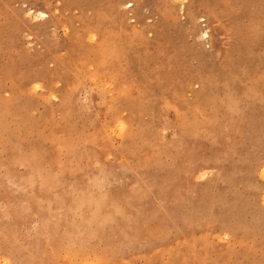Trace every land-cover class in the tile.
I'll return each mask as SVG.
<instances>
[{
	"label": "rangeland",
	"instance_id": "obj_1",
	"mask_svg": "<svg viewBox=\"0 0 264 264\" xmlns=\"http://www.w3.org/2000/svg\"><path fill=\"white\" fill-rule=\"evenodd\" d=\"M0 264H264V0H0Z\"/></svg>",
	"mask_w": 264,
	"mask_h": 264
},
{
	"label": "snow or ice",
	"instance_id": "obj_2",
	"mask_svg": "<svg viewBox=\"0 0 264 264\" xmlns=\"http://www.w3.org/2000/svg\"><path fill=\"white\" fill-rule=\"evenodd\" d=\"M126 6L130 7V5H126ZM204 35H205V37H207V33H204Z\"/></svg>",
	"mask_w": 264,
	"mask_h": 264
},
{
	"label": "bare ground",
	"instance_id": "obj_3",
	"mask_svg": "<svg viewBox=\"0 0 264 264\" xmlns=\"http://www.w3.org/2000/svg\"><path fill=\"white\" fill-rule=\"evenodd\" d=\"M192 12V11H191ZM41 15H43V14H41ZM195 15V14H194Z\"/></svg>",
	"mask_w": 264,
	"mask_h": 264
}]
</instances>
